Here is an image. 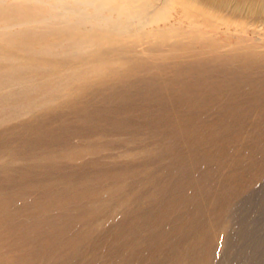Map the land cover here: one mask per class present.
Here are the masks:
<instances>
[{
    "label": "rangeland",
    "instance_id": "rangeland-1",
    "mask_svg": "<svg viewBox=\"0 0 264 264\" xmlns=\"http://www.w3.org/2000/svg\"><path fill=\"white\" fill-rule=\"evenodd\" d=\"M19 2L0 0V8ZM29 5L44 11L43 23L9 24L7 38L40 28L53 34L57 46L42 59L52 55L71 63L74 75L86 72L78 81L84 88L70 91L74 108L48 113L39 97L0 130L33 120L38 134L74 150L63 155L67 148L56 144L50 155L24 142L26 158L9 167L32 169L27 156L38 153L37 183L82 190L74 216L97 209L69 228L70 237L87 234L75 259L111 264L116 254L121 264H264V0ZM44 64L30 73H46Z\"/></svg>",
    "mask_w": 264,
    "mask_h": 264
},
{
    "label": "bare ground",
    "instance_id": "bare-ground-1",
    "mask_svg": "<svg viewBox=\"0 0 264 264\" xmlns=\"http://www.w3.org/2000/svg\"><path fill=\"white\" fill-rule=\"evenodd\" d=\"M29 1L24 0L21 3L20 0L19 3L8 5L9 7H5L4 10L0 8V36L5 35L6 37V43L0 45V126L2 127L7 120L17 117L22 112L31 110L37 104L35 100L39 97L44 98V101L48 102V105L44 106V108L50 107L47 108L49 109L48 111L46 109L48 113L55 114L65 108L72 109L76 98L73 97L70 91H80L84 88L82 86L79 87L78 81L87 74L86 72H79L74 75L75 70L72 71L67 67L71 63L55 60L52 55L49 57V59L53 57L50 60L45 57L42 59L43 56L49 54V51L53 52L57 46V39L52 36L53 34L40 28L39 33H34L31 36L18 34L19 36L14 35L12 40L7 38L8 32L6 30H9V24L16 28L18 26L43 23L44 11L34 5L30 6ZM23 31L33 32L28 27ZM43 63H45L42 66L46 67H43L46 73L38 75L30 73L32 68L38 69L37 66ZM106 70L104 67V70H102L103 74H105ZM118 79L116 77V80ZM14 86H21V90L16 94L13 91ZM65 91L68 93L66 97L64 96L62 99L58 96ZM169 103L171 102L169 101ZM29 107L32 108L29 109ZM78 111L82 113L86 109L80 106ZM166 114L168 115V113ZM32 121L15 128L0 130V264H82L80 260L78 261L75 258L79 254V249L83 247L80 246L83 240L81 235L86 236L87 234L81 232L76 237L71 235L73 237L71 238L70 233H68L70 232L69 228H71L72 223H75L74 221L82 218L84 214V217L87 218H91L93 214L96 215L97 209L88 208L87 211H80V215L74 216L72 215L74 212L70 213L71 207L76 202L84 201L82 190V194L72 186V188L61 187L62 189L58 188L59 190H56L49 183H43L46 179L40 182L41 184L37 183L40 178L36 175L35 170L40 168L41 163L36 161H41L40 159H42L38 158V153L27 156V158L32 157L35 160V165L32 169H22L13 172L14 170L9 167L14 160L26 158L24 151L27 152V150L23 151L24 148L20 145L24 142L31 147L41 148L50 155L54 152L53 148L50 147L56 144H61L67 148L66 151L63 150V153H61L63 155L64 153L70 155L74 151L63 140H56L54 136L38 134L33 128L34 123ZM163 121L165 120L163 119ZM31 127L34 129L33 131L30 130ZM67 127L70 126L68 124L65 125L63 131H66ZM164 128L166 127L164 126ZM171 129L173 128L171 127ZM60 130L61 128L59 127L55 132L58 133ZM29 131L31 132V137L35 138L33 143H30V141L26 142L27 139H24ZM190 132L192 133V131ZM42 137L53 139L42 140ZM72 156H76V154ZM116 256V254L111 256V264H121Z\"/></svg>",
    "mask_w": 264,
    "mask_h": 264
}]
</instances>
